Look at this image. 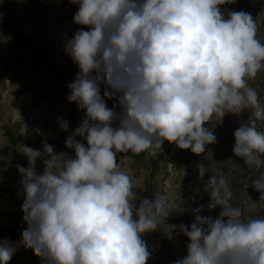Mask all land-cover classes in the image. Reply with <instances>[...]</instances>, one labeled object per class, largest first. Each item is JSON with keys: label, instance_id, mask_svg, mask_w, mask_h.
Segmentation results:
<instances>
[{"label": "clouds", "instance_id": "1", "mask_svg": "<svg viewBox=\"0 0 264 264\" xmlns=\"http://www.w3.org/2000/svg\"><path fill=\"white\" fill-rule=\"evenodd\" d=\"M69 2L81 27L65 45L79 69L67 100L86 111L65 141L74 156L46 142L43 152L22 145L28 164L16 166L27 224L21 243L41 264H147L151 253L141 235L167 225L172 207L166 195L146 198L143 182L120 168L117 155L156 156L165 141L203 154L217 142L206 123L250 109L252 117L234 130L233 153L249 168H264L257 126L264 104L249 84L264 71V42L251 14L221 12L234 0ZM59 126L69 128L63 119ZM38 158L45 163L39 174ZM253 186L264 207V173ZM203 192L219 215H201L204 205L192 210L190 226H178L189 241L186 255L173 264H264V216L245 217L232 206L222 173L210 176ZM175 227L163 232L169 240ZM14 250L0 240V264Z\"/></svg>", "mask_w": 264, "mask_h": 264}, {"label": "rangeland", "instance_id": "2", "mask_svg": "<svg viewBox=\"0 0 264 264\" xmlns=\"http://www.w3.org/2000/svg\"><path fill=\"white\" fill-rule=\"evenodd\" d=\"M219 7L226 18L231 11L251 14L257 24V36L264 42V0H234ZM76 11L77 6L69 0H0V240L15 249L8 264H41L40 258L21 243L27 224L21 211L24 194L16 166L28 164L22 145L43 152L46 142L56 152L75 155L74 150L66 148L65 141L80 125L86 110L67 100L68 85L79 69L66 54L65 45L81 27L72 19ZM249 84L264 104V71L249 80ZM106 103L111 108L114 101ZM250 117L252 111L246 109L239 115H226L222 123H206L204 127L213 132L217 142L206 145L205 153L200 155L167 141L156 156L147 152L117 155L120 168L143 182L146 198L166 195L172 207L167 225L141 235L151 253L147 264H173L186 255L189 241L178 226L182 223L190 226L194 208L204 205L201 215L213 219L219 215V207H207L210 198L203 192L209 177L218 172L230 183L233 207L240 208L245 217L264 216V207L255 203L261 193L253 186L264 168H249L233 153L234 130ZM60 119L68 122L67 131L60 128ZM257 126L264 131V122H258ZM76 139L84 142L81 137ZM200 165H203L202 179ZM44 167V159L38 158L37 173L43 172ZM172 226L176 227L173 239L169 240L163 232Z\"/></svg>", "mask_w": 264, "mask_h": 264}]
</instances>
